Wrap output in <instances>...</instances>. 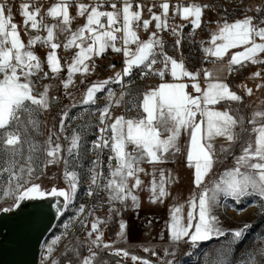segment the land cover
<instances>
[{"label":"snow or ice","instance_id":"obj_1","mask_svg":"<svg viewBox=\"0 0 264 264\" xmlns=\"http://www.w3.org/2000/svg\"><path fill=\"white\" fill-rule=\"evenodd\" d=\"M73 7L75 15L71 11ZM145 7L137 0H89V3L53 0L45 8L38 0H25L19 4L21 22L18 24L14 21L12 7L6 0L0 2V199L12 200L11 205L0 207L3 213L14 211L25 202L46 199H54L51 206L61 213V208H68L78 195L81 177L77 169L84 150L83 132L90 125L73 129L71 135H67L66 121L75 117H70L65 108L60 114L58 131L50 129L47 138L38 141L35 137L42 135L39 116L50 111L59 99L50 95V84H45L41 91L38 82L60 80L65 96L71 97L68 90L75 85V77H84L80 80L84 84L87 77L95 73L97 59H102L109 50L123 56L121 71L88 84L79 102L82 106L96 105L99 94L106 93V103L98 109L99 135L88 149L96 158L88 169L86 195L105 196L108 217L96 216L94 209L86 212L85 206L80 205L77 217L86 213L80 221L85 227V240L65 246L78 264H98L97 249H111L112 255L130 258L132 264H152L150 259L115 248L116 241L106 242L101 225H107L114 216H122L123 211L138 214L140 191L149 193L148 203L164 204L171 194V185L177 183L179 177L161 165L174 160L182 151L186 167L193 171L192 183L198 191L185 203L173 204L168 209L165 226L173 246L183 242L196 247L224 237L229 231L230 243L242 242L251 226L223 229L216 214L217 208L222 206L220 198L239 202L243 197L254 196L264 201V110H254L249 117L240 115L231 105L241 104L242 96L218 74L224 68L229 74H238L249 63L264 65V4L252 6L240 0L244 14L232 20L228 19L227 7L219 5L221 12L215 22L216 29L210 33L207 46L201 42L204 61L214 67L209 69L202 65L195 71L189 70L183 57L184 29L188 24L192 33L200 29L205 11H214L216 6L161 0L159 13L154 11L156 3L147 6V19L144 18ZM78 17L83 18L84 23L73 29ZM177 17L188 23H169L170 18ZM153 22L155 31L150 29ZM21 27L28 36L27 42L22 38ZM141 30L147 34V39L141 38ZM33 32L36 34L32 35ZM165 32L175 37L173 47L180 53V59L168 54L162 35ZM37 46L47 49L43 58L34 51ZM60 49L72 52L70 63L62 62ZM218 63L223 67L217 68ZM134 72L142 78L158 77L159 82L133 95L131 77ZM62 73H66L63 79ZM257 78L264 81V69L249 77ZM114 84L121 86L118 95L110 87ZM237 87L244 88L248 96L253 94V89L246 85ZM256 88H264V82ZM221 105L228 106L221 108ZM114 108H123V111L114 115ZM88 110L85 108L86 112ZM61 137L66 145L61 143ZM182 137H186L183 150ZM217 139L226 143L217 147ZM237 146L239 155L232 151ZM105 152L108 153L106 173L102 160ZM229 155L234 159V166L220 173L218 179L208 181L221 158ZM61 163L65 188L55 185L45 188L37 182L47 175L49 167ZM142 176L150 178L147 184ZM88 217H92L90 227L86 223ZM148 223L152 221L149 219ZM69 226L65 224L64 228L67 230ZM127 228V222L120 219L117 240H127ZM59 242L60 237H56L46 245L44 260L48 264H62L52 256ZM84 245L88 255L81 256L79 248ZM143 251L157 256L153 249L145 247ZM164 254L174 255L167 248ZM66 264H76V261L69 258ZM161 264H174V261L164 260ZM215 264H225L223 254ZM245 264H264V246L255 251V257L249 254Z\"/></svg>","mask_w":264,"mask_h":264},{"label":"rangeland","instance_id":"obj_2","mask_svg":"<svg viewBox=\"0 0 264 264\" xmlns=\"http://www.w3.org/2000/svg\"><path fill=\"white\" fill-rule=\"evenodd\" d=\"M247 4L252 6L264 4V0H248ZM248 14H253L249 12ZM87 82V81H86ZM81 84L80 79L75 78V85L71 87L68 91L71 92L73 97L78 96V91H74L75 88H78L80 85H88V83ZM39 89L43 90V82L42 80L38 82ZM51 89L50 95L53 96L55 92L60 95L62 91L65 96L64 89ZM75 92V93H74ZM73 97L71 101L73 100ZM82 97V95H81ZM94 107L92 106H82L77 105L76 107L69 106V104L63 103L61 107L58 109H54L52 107L50 111L43 112L39 119L42 122L40 127V132L42 135H37L35 138L38 141H43L47 138L49 134V130L58 131L59 129V121H60V114L61 111L65 108L68 109L70 117H75V119H69L66 121L67 129L66 134L71 135L73 129H78L80 126L90 125L85 127L83 136H84V150L82 152L81 159L79 163L81 164L86 156V140L87 136L89 135L90 131L94 126ZM85 108L89 109L87 112ZM61 143L66 145V142L61 137ZM43 159V157H41ZM234 166V161L231 160L230 162L225 161L221 164L218 169V172L215 174L212 180L218 179L219 174L222 173L225 169L231 168ZM79 171V168L77 169ZM47 175L42 177L38 183H42L45 188H50L52 185L57 186L58 188H65L66 185L63 181L62 172H63V164L61 163L58 166L49 167L47 170ZM80 173V171H79ZM81 177V175H80ZM211 180V181H212ZM80 188V186H79ZM78 197V195H77ZM77 197L73 201L71 205L66 208V213H62V215L58 218L55 225L59 224L64 218L69 217V220L73 222L72 225L69 226V229H65L63 232L59 233L53 227L51 232L47 235L46 239L44 240L41 250H40V258H42V262L39 261V264H48L47 261L44 260L45 257V249L48 243H51L53 239L56 237H60V242L54 246V252L52 253L53 258L61 261L62 264H66L67 259L71 258L76 261V257H71L69 252L66 251V243L69 241H75V245L80 240V237L86 234L85 227L79 222L78 227L75 229L73 228L75 222L77 221L78 217L75 213V206L77 204ZM221 207H218L216 210V214L220 220V226L225 230H233L237 228L243 227L245 224L250 225L251 227L246 231V239H243L242 242L236 241L234 243H230L232 241V236L229 234L220 237V238H213L209 241L202 242L198 244L196 247H192L189 244L181 243L179 246H173L171 242L168 240V234L166 231L165 222L168 220V211L162 212V236L163 239H154L152 237L151 241L142 242L138 245H124L123 242L117 240L115 237L111 241H116L114 244L115 248H123L128 250L131 254H135L152 261V264H161V261L164 260H173L174 264H215V261L221 257L223 254V258L225 260V264H245V260L247 259L249 254H252L255 257V251L264 246V208H261V204L264 201H261L259 197L254 196H246L240 199L239 202L232 198H220ZM184 203V202H183ZM12 204V200H3L0 199V207H7ZM107 205L100 211L95 213L96 216L103 214L106 209ZM235 209H242V211L237 212ZM64 210V211H65ZM68 210V211H67ZM81 218V220H83ZM92 217H89L87 224L90 227V222ZM70 229H74L73 232ZM158 228H154V231H157ZM83 233L78 234V232L83 231ZM67 232V235H65ZM61 235V236H60ZM109 241V242H111ZM73 245V244H72ZM147 247L153 249L157 252V256H151L150 253H145L143 249ZM168 249L170 253H174V255H165L164 249ZM44 250V251H43ZM79 251L81 256L88 255L87 246H80ZM98 257L97 262L98 264H132L130 258L123 259L121 257H117L111 254V250L107 249H97ZM114 256V259H110L108 256Z\"/></svg>","mask_w":264,"mask_h":264},{"label":"crops","instance_id":"obj_3","mask_svg":"<svg viewBox=\"0 0 264 264\" xmlns=\"http://www.w3.org/2000/svg\"><path fill=\"white\" fill-rule=\"evenodd\" d=\"M9 1V0H6ZM25 1V0H23ZM144 1H153V0H144ZM161 1V0H159ZM0 2H5V0H0ZM53 2V0H52ZM51 3V2H50ZM50 3H43L42 5L47 8ZM41 4V3H39ZM72 13L75 15L76 9L73 7L72 8ZM218 13L220 12H210L204 15L203 21L204 23L202 24L200 29H197L194 33H192L191 25L188 24V26L184 29V36L190 37L194 40V42L199 46L200 51H201V42L203 41L205 43V46H207V42L210 39V33L216 29V21L219 18ZM252 15V14H249ZM171 17V14H170ZM241 17V16H240ZM144 18L147 19L149 18V14L147 12V8H145L144 11ZM238 17H232L228 18L229 20L235 19ZM14 21L16 23H20L21 19L17 16H14ZM51 22V21H47ZM84 23L83 18H77L72 27L75 29L77 26L82 25ZM170 24H187V21H183L179 19L178 17L175 19L170 18L169 19ZM150 29L152 31H155L154 27V22L150 26ZM190 33H192L190 35ZM201 33V34H200ZM41 35H44V33H40ZM21 35L22 38L24 39L25 42H27L28 36L24 35V31L21 27ZM140 36L142 39H147V34L141 30L140 31ZM61 40L64 39L63 36L60 37ZM34 51L41 57L43 58L47 49L41 46H37ZM236 51V50H233ZM110 52V50L105 54L107 55ZM58 53L60 57L62 58V62L70 63L71 62V56L72 53L67 55L66 51L63 49L58 50ZM202 56L203 52L201 51ZM204 58V57H203ZM180 59V58H177ZM98 60V59H97ZM192 61L194 62L195 65H192L193 70L195 71L197 68H200L202 65L201 64H196L197 60L196 58H193ZM189 65H187L188 67ZM206 68H213V64L210 62L207 66H204ZM217 68L223 67L221 64L216 65ZM244 68V75L241 78H234L233 80L230 81L229 79V72L227 71L226 68H224L223 71H220L218 74L222 79L226 78L227 82L231 86L233 91H236L239 95L242 96L243 101L241 104H236L233 103L231 107L235 110H238V113L240 115H243L245 117H249L251 113L254 110H264V88L257 89L256 85L260 84L264 81L261 79H249L250 75L257 70H262L264 69L262 65H251L250 63L247 64V66L243 67ZM47 70V69H45ZM66 73H62L61 79L65 77ZM108 76H105L103 73H95L91 76H88L86 79V83L90 84L93 81L97 80H102L104 78H107ZM170 79V77H169ZM42 82L45 84H50L52 86L51 89H61L60 87V80L52 79V80H42ZM238 85H246L249 88L253 89V94L251 96H248L245 94V90L242 87H237ZM88 85H80L78 88H75L74 91H78V96L76 97H64V93L61 91L60 95L55 92L53 96L59 97V99L55 102L54 109H58L59 107L62 106L63 103L69 104V106L76 104L80 105V100L82 99L81 95H83L86 87ZM40 90V89H39ZM54 90L52 92H54ZM189 91H192L191 88L188 89ZM132 94L135 95L138 91H143V89L139 86H132L131 88ZM75 93V92H74ZM74 95V94H72ZM73 97V100L71 101ZM92 106V105H91ZM228 105H221V108L227 107ZM119 115V114H117ZM186 142V137H182L180 140V145L183 150L184 144ZM226 142L223 139H217L216 144L217 147H219L221 144H225ZM233 153L235 155L240 154V148L239 146L233 148ZM231 160L234 161L233 157L231 155L227 156V158H221L220 162L216 165L214 169V173L211 174L207 180L211 181L215 174L218 172L219 167L221 166L222 163L225 161L230 162ZM146 168H148V165H144ZM161 167H164L166 169H170L175 175L179 177V180L177 183H174L170 187V196L166 199L164 204H156L152 205L148 203V195L149 193L147 191H140L139 197L141 200V208L137 213H135L132 210H127L123 211L122 216H114L107 225H101L102 230L104 231V240L106 242L111 241L114 239V237L117 239L116 233L119 231V220L123 219L127 222L128 228H127V240L126 241H121L123 242L124 245H138L140 243H144L146 241H151L152 237L154 239H162V212L168 211L169 207L173 204H178V203H185L187 199L191 196V194L194 191H198L194 188L192 179H193V171L192 169L186 167V161H185V153L182 151L181 154L177 155L174 160H170L167 164L161 165ZM142 179L145 181V184L148 183V180L150 179L147 176H142ZM107 205V204H106ZM65 210V209H64ZM68 211V210H67ZM106 212L103 214L99 215L101 218H107L108 217V206L105 209ZM66 213V210L64 211ZM68 216V215H67ZM64 218L59 224L55 225V229L57 232L61 233L65 230L64 225L69 224L72 225L73 222L69 220V217ZM151 220L152 223L149 225L148 220ZM154 228H158L157 231H154ZM71 232L74 231V229H70ZM78 232V234L83 233ZM85 235L80 237V240L84 241L85 240ZM61 236V235H60ZM76 239V238H75ZM74 241H69L66 243V245H75V240ZM111 250V249H110ZM69 255L71 257H75L72 255V253L69 252Z\"/></svg>","mask_w":264,"mask_h":264},{"label":"built area","instance_id":"obj_4","mask_svg":"<svg viewBox=\"0 0 264 264\" xmlns=\"http://www.w3.org/2000/svg\"><path fill=\"white\" fill-rule=\"evenodd\" d=\"M6 2L9 6L12 7L13 15L17 16L21 19V17L18 14L19 13V4L23 3L25 1H23V0H9ZM50 2H52V0H38V3H41V4L50 3ZM82 2L89 3V0H82ZM137 2L145 4L146 5L145 8H147V6L151 5L152 3H156L157 7L154 9V11L157 13L160 12L158 5L161 1H159V0H153V1L137 0ZM171 2L173 4H176L178 2V0H171ZM183 2H186V3L194 2V3H199V4H211V5L216 6L214 11H205V14L210 13V12H221V8L219 7V5H225L227 7L228 14H229L228 18L240 17L244 14L240 10V0H183ZM244 2L247 4L248 0H244ZM22 29H23V27H22ZM35 34L36 33H34V32L32 33V35H35ZM162 35H163V38H164L165 43L167 45L168 54L173 55L176 58H180V53L176 52V50L173 47L174 42H175V37H173L172 35H170L167 32L162 33ZM70 53H72V52H67L66 54L69 55ZM182 53H183V57L187 61V65H189L188 66L189 70H193L192 65H195L194 62L192 61L193 58H196V60H197L196 64H201L203 66H207L210 63V62L204 61V58L202 56V53L200 51L199 46L190 37L184 36L183 41H182ZM108 55H109L108 57H107V55H104L102 59L96 60L97 68H96L95 73H103L105 76L109 77V76H112L114 72L121 71V69L123 67V56L121 54H116V53L112 52L111 50L108 53ZM111 60L117 62V66L113 69L109 67V63ZM103 66H106V68L103 69ZM157 67H159V65H157ZM262 67L264 68V65H262ZM243 75H244V68L240 69L238 74H229V79L231 81L234 78H241V77H243ZM75 78L80 79V80L84 79V77H81L79 75H77ZM131 80L133 82L132 86H139L143 90H145L147 87L154 86L159 82L158 77L149 76L148 78H142L138 72H134L133 76L131 77ZM110 87H112V89L117 93V95L121 91L120 85L114 84V85H110ZM105 95H106V93L99 94V99L97 101V104L94 107V111H93V113H94V126H93L92 130L90 131L89 135L87 136L86 152H85L86 158L80 164L81 166L79 167L81 179H80V188L78 191L79 205L75 206V213L76 214H77L78 209H79L81 204H83L85 206L86 212L88 210L94 209L95 213L100 212L106 206V203H105L106 197L105 196L101 195V196H97V197H88L86 195L88 185H89L88 169H89V167H91L90 162L96 158L93 151H90L88 149L91 148V142L93 140H95L96 137L99 135V132L97 131V129L101 125L99 124V111H98V109L100 107L104 106V104L106 103ZM122 111H123V108H114L113 109L114 115L121 114ZM132 114L133 113H129V115H132ZM107 158H108V153L105 152L102 156L105 173L107 172V167H106L107 166ZM101 205H103V206H101ZM85 214H81L78 217V219L75 222V225L73 227L74 229L76 227H78L79 222L81 221V218H83ZM88 219H89V217H88ZM80 232H82V231H80Z\"/></svg>","mask_w":264,"mask_h":264},{"label":"water","instance_id":"obj_5","mask_svg":"<svg viewBox=\"0 0 264 264\" xmlns=\"http://www.w3.org/2000/svg\"><path fill=\"white\" fill-rule=\"evenodd\" d=\"M110 64L117 66L113 60ZM54 202L30 201L14 211H0V264H39L41 246L64 212L62 207L57 213L51 206Z\"/></svg>","mask_w":264,"mask_h":264},{"label":"bare ground","instance_id":"obj_6","mask_svg":"<svg viewBox=\"0 0 264 264\" xmlns=\"http://www.w3.org/2000/svg\"><path fill=\"white\" fill-rule=\"evenodd\" d=\"M76 205H79V197H77V204ZM44 251V250H43ZM41 254V253H40ZM39 261L42 262V258H39Z\"/></svg>","mask_w":264,"mask_h":264}]
</instances>
